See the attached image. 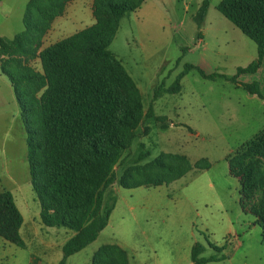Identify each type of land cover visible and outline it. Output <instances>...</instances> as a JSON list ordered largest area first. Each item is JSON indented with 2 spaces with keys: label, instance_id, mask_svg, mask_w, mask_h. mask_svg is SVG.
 <instances>
[{
  "label": "rangeland",
  "instance_id": "obj_1",
  "mask_svg": "<svg viewBox=\"0 0 264 264\" xmlns=\"http://www.w3.org/2000/svg\"><path fill=\"white\" fill-rule=\"evenodd\" d=\"M29 1L0 0V40L10 41L23 30ZM219 1L209 0L201 25L193 16L202 0H143L139 9L120 19L108 50L135 85L143 115L151 106L154 117L164 118L142 119L134 131L136 139L124 152V166L147 151L149 156L140 166L169 154L184 157L191 169L158 187L113 185L109 191L115 206L106 227L95 241L68 257L66 264H91L93 253L103 245L118 246L129 264H190L194 243L204 247L202 257L214 254L208 244L226 246L221 264H264L261 229L241 201L239 183L230 175L227 162L264 129V58L257 73L241 74L235 82L206 79L192 69L180 80L179 93L153 101L154 88L160 84L169 87L186 64L207 75L231 78L237 68L255 60V44L217 11ZM92 3L68 1L38 46L17 57L21 65L41 73L40 51L94 23ZM252 82L258 83L260 98L241 86ZM259 161L264 168V158ZM3 191L11 193L25 219L31 215L38 231L35 235L21 233L24 248L0 239V264H49L58 250L50 256L45 246L62 244L73 232L47 228L40 222L39 204L30 185L26 131L13 89L0 71V193Z\"/></svg>",
  "mask_w": 264,
  "mask_h": 264
},
{
  "label": "trees",
  "instance_id": "obj_2",
  "mask_svg": "<svg viewBox=\"0 0 264 264\" xmlns=\"http://www.w3.org/2000/svg\"><path fill=\"white\" fill-rule=\"evenodd\" d=\"M70 0H30L23 15V30L10 41L0 40V71L7 77L26 131L30 185L39 204L44 227L66 228L73 235L61 246L62 258L80 252L106 227L115 206L113 185L124 189L158 187L181 178L191 167L184 157L158 155L143 166L149 153L139 152L124 166V152L143 118L139 93L119 61L109 52L120 19L140 8L143 0H93L94 23L40 51L41 73L21 65L17 57L38 46L53 19ZM209 0H202L193 19L204 21ZM217 11L256 46V58L236 74H205L186 64L169 87L154 88L153 101L180 92V80L195 69L206 79L219 77L235 82L241 74H255L264 58V0H220ZM34 47V48H35ZM180 58L177 60V64ZM261 97L257 82L241 85ZM189 131H191L188 128ZM264 129L227 160L228 171L239 183L241 201L249 207L261 229L264 244ZM260 197L250 206L256 193ZM22 216L8 191L0 193V239L17 247L25 244L19 234ZM214 254L202 257L204 247L194 243L191 264L223 261L226 246L208 244ZM127 254L116 245H103L91 264H128Z\"/></svg>",
  "mask_w": 264,
  "mask_h": 264
},
{
  "label": "crops",
  "instance_id": "obj_3",
  "mask_svg": "<svg viewBox=\"0 0 264 264\" xmlns=\"http://www.w3.org/2000/svg\"><path fill=\"white\" fill-rule=\"evenodd\" d=\"M92 2V0H91ZM93 23V21H92ZM91 23V24H92ZM90 24V25H91ZM88 25V26H90ZM15 202V201H14ZM16 205V204H15ZM19 210V209H18ZM20 211V210H19ZM21 213V212H20ZM21 216H22V225L20 227V230H19V234L21 236V233H24L26 235H35L37 233V229L34 227V219L31 218V215L30 216H26V219L24 218V216L22 215L21 213ZM73 235V234H72ZM72 235H70L69 237H66L64 243L68 240V238H70ZM46 244L47 246L46 247V251L50 254V256L53 254V252L57 249L58 250V254H55V257H53L52 261L49 262V264H58V262L61 260L62 258V255L59 253V251H61V246L64 244ZM25 247V246H24ZM59 248V249H58ZM191 250V249H190ZM68 259V258H67ZM225 260V259H224ZM223 260V261H224ZM223 261H220V262H211V263H207V264H221L223 263ZM128 264H129V260H128ZM190 264H191V261H190Z\"/></svg>",
  "mask_w": 264,
  "mask_h": 264
}]
</instances>
